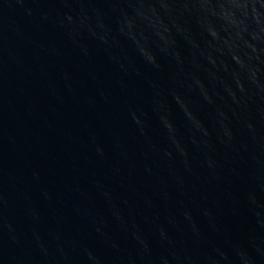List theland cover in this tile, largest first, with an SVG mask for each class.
I'll use <instances>...</instances> for the list:
<instances>
[{
  "label": "water",
  "instance_id": "water-1",
  "mask_svg": "<svg viewBox=\"0 0 264 264\" xmlns=\"http://www.w3.org/2000/svg\"><path fill=\"white\" fill-rule=\"evenodd\" d=\"M0 264H264V0H0Z\"/></svg>",
  "mask_w": 264,
  "mask_h": 264
}]
</instances>
